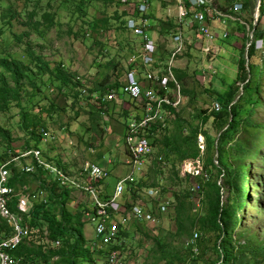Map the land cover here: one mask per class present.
<instances>
[{"label":"rangeland","instance_id":"obj_1","mask_svg":"<svg viewBox=\"0 0 264 264\" xmlns=\"http://www.w3.org/2000/svg\"><path fill=\"white\" fill-rule=\"evenodd\" d=\"M209 1L208 22L214 42L210 54H206L202 47L207 41L192 22L191 8H188L189 15L182 22L179 21V0H149V11L143 15L141 0H0L1 19H11L0 35V53L28 65L33 80H25L21 85V105L38 115L46 131L55 137V140L41 141L38 148L47 161L62 166L72 175H79L86 162L95 163L104 157L106 162L112 158L120 159L117 164L106 167L109 177L100 183L104 197L112 195L117 182L132 172L131 167L123 161L128 152L122 133L131 116L142 112L143 108L141 103L126 96L121 104L101 105L96 103L94 96L101 93L98 91L123 85L133 68L143 77L145 69L140 65H131L130 61L140 53L144 32L148 31L158 44L159 60L151 70H158L162 80L168 77L167 62L175 34L181 33L184 38L186 50L175 58L173 66V72L181 69L187 74L184 83L178 81L183 102L176 115L168 116L167 126L157 132L153 154L148 157L144 167L135 172V180L128 184L126 193L115 205L112 220L125 217L127 226L122 231L128 234L121 237L122 247L115 264H153V238L168 243L174 255L170 263L162 261L158 264H209L217 260L213 248L214 234H204L198 227L192 233H177L175 195L189 197L193 216L197 220L206 219L208 210L205 196L208 186L204 184L202 191L192 193V180L181 172L180 177H176L181 165L177 167L175 163L174 167L172 160L176 162L177 157L168 152L163 140L164 137L172 140V135H179L180 129L183 135H187L189 126L198 128L199 134H202L203 126L197 115L200 111L206 114L221 112L211 109L218 96L226 97L233 92L237 100L244 93L246 97L253 93V89H244L242 82L237 80V71L245 38L253 37L251 26L261 15V1L249 0L248 6L239 10L233 20L226 21L218 20L212 9L227 13L234 3L246 0ZM11 5L18 13L14 18H10ZM32 11L36 15L34 20L42 21L38 27L28 20L27 15ZM44 12L54 16L52 25L43 22ZM142 19L148 20L146 28L142 27ZM261 23L259 52L248 63L256 75L252 78V70L249 71L248 84L253 87L261 83L264 88V79L260 77L264 72V18ZM25 47L32 48L49 63L51 69H61L69 84L62 86L58 80H53V76L32 74L29 58L24 53ZM2 77L8 79L9 74L3 73L0 68V79ZM167 83L170 87L169 80ZM144 87L148 90L149 85L146 83ZM82 90L87 91V96H80ZM259 96L264 100L262 95ZM20 109L17 102L12 101L6 111L0 112V127L10 131V144L15 149L24 148L30 139L19 127ZM257 117L264 122V106L258 108ZM176 118L184 124L178 125ZM210 123L211 120L208 125ZM211 134L214 135V131L211 130ZM34 143L30 141L31 146ZM5 144L0 138V154L6 150ZM22 161L24 164L25 159ZM3 162L0 160V164ZM229 162L234 163L235 159L230 157ZM247 166L250 168L249 198L245 212H238L240 225L231 241L234 249L227 246L233 255L238 256L235 264L254 261L250 254H241L243 249L264 245V144L255 160L247 161ZM43 176L45 179L51 177L47 173ZM210 178V182L218 180L216 174ZM28 186L31 192L38 187L34 181H30ZM223 192L225 202L227 186ZM71 197L75 203L71 201L68 207L74 212L82 197L77 192L72 193ZM136 206L142 208L144 218L130 215L132 207ZM49 210L52 217L58 215L56 207L50 206ZM194 232L199 234L195 241L192 239ZM84 237L86 248L93 252L91 260H80L79 263L109 264L107 251L100 247L89 224L84 226ZM257 259L254 264H264V256L260 255Z\"/></svg>","mask_w":264,"mask_h":264},{"label":"trees","instance_id":"obj_2","mask_svg":"<svg viewBox=\"0 0 264 264\" xmlns=\"http://www.w3.org/2000/svg\"><path fill=\"white\" fill-rule=\"evenodd\" d=\"M260 1L259 10L261 15L258 21L251 26L253 37L247 36L245 38L246 42L242 47L237 71V80L242 82L244 89H253V93L247 97L244 93L237 100L233 92H230L226 97L218 96L216 100L221 105V112L206 114L207 112L200 111L197 115V118L201 121V126H203V130L200 133L204 135L207 143L206 157L203 159L204 169L210 173V176L216 174L218 177V180L210 182V178V181L206 183L208 186L205 196L208 217L197 220L192 214V204L189 197H186V195H175L177 233H192V230L198 227L204 234L215 235L213 248L217 254V260L209 264H235L238 259V256L233 255L227 246L230 245L231 249H234L231 246V241L232 235L240 225L238 212H245L249 198L250 168L247 166V161L255 160L260 147L264 144V122L257 119L258 108L264 106V100L259 96L262 95L264 97V88L261 83H256L253 87L248 84L250 80L248 78L249 71L252 70L248 63L259 52L258 43L262 34L260 27L264 18V0ZM248 2L249 0L240 3L242 8H246ZM9 8L11 10L10 18L18 15L13 5ZM1 15L2 13H0V35L11 21V19H8V21L2 20ZM27 16L30 23L32 22L35 27H38L42 22L38 19L34 20L36 16L34 11ZM42 16L44 18L43 22H46L49 26L53 24V15L44 12ZM24 53L29 58L32 74L35 76L37 74L40 76H53L55 77L53 80H58L62 83V86L69 84L66 74L61 69H51L49 63L36 54L32 48L25 47ZM0 68L3 69V73L9 74L8 79L6 77L0 79V112L6 111L10 107L11 102L16 101L21 108L19 127L30 138L24 148L15 149L10 144V131L0 127V138L6 143V150H4L3 154H0V160L6 162L13 157L20 156L26 150L38 148L42 141L39 129L45 126L38 115L33 114L31 110H27L21 105V85L25 80H33L32 75L29 74L28 65L0 53ZM262 69L263 67H261ZM174 73L178 81L184 83L187 75L186 71L175 69ZM251 74L252 78H254L256 71L252 70ZM260 77L264 79V72L260 74ZM107 90L98 92L105 93ZM92 114L94 113L92 112ZM176 114V112L173 113V115ZM175 120L180 126L184 124L181 119L176 118ZM210 120L211 123L208 125ZM211 130L214 131V135L211 134ZM157 132L159 130L156 127L151 131L150 138L153 144ZM178 133L179 135H172V140L170 137H164L163 140L168 152L177 157L176 162L172 160L174 167L175 163H177L178 167L186 159L203 158L204 154H201L197 142L198 128L189 126L187 135H183L184 133L181 129ZM31 140L35 142L32 146L30 145ZM230 157L235 159L234 163L229 162ZM9 168L12 174L10 179L12 187L19 189L25 184L28 185L30 181H34L38 185L37 192L45 189L49 198L48 204L43 202L35 204L30 217L26 216L25 224L28 228V236L18 248L11 251V254L21 259L20 264H80V260H91L90 256L93 251L86 248V239L84 237L86 222L83 220L81 210L72 212L68 207V204L72 201L71 191H61L58 183L51 177L45 179L39 169L35 173H26L16 167L15 163H12ZM179 173L178 169L176 171L177 178L180 177ZM186 178L191 179L193 183L198 180L191 176H186ZM219 180H222V183H219ZM226 186L228 187V195L224 202L223 191ZM10 206L15 211V200L12 201ZM50 206L58 209L57 216H51ZM11 233V227L0 217V239L9 236ZM127 235L126 232L121 231L118 241L109 246L106 251H119L122 247L120 245L121 237H126ZM57 240L61 242L59 246L55 245ZM153 244L154 247L151 251L152 256H154L153 264H158L162 261L170 263L174 257L169 249L170 245L158 238H153ZM237 249L239 250V247ZM241 254H250L254 261H250L247 264H254L253 262L258 260L257 258L260 255L264 256V245L243 249Z\"/></svg>","mask_w":264,"mask_h":264},{"label":"built area","instance_id":"obj_3","mask_svg":"<svg viewBox=\"0 0 264 264\" xmlns=\"http://www.w3.org/2000/svg\"><path fill=\"white\" fill-rule=\"evenodd\" d=\"M141 1L143 15L148 13L150 7L149 0ZM124 2H127V0H124ZM210 4L211 1L209 0H179L178 11L180 22L189 15L188 8L193 11L191 13L192 22L195 24L197 31L207 41L202 47L206 54H210L211 44L213 45L214 42V36L208 22ZM241 9L242 5L236 2L228 9L227 13L218 9H212V13L218 20L226 21L229 19L233 20L234 15H237ZM141 24L143 28H146L148 20L142 19ZM173 40L174 46L167 62V80H169L171 88L166 79H161L158 70H151L158 63L159 51L156 40L146 31L143 33L139 55L135 58L133 57L130 61L131 65L133 64L135 67L140 65L141 68L145 69L143 77H140L139 71L133 68L130 70L128 79L123 85L112 87L105 93H97L94 96L96 103L100 104H121L122 97L127 96L129 99L141 103L143 108L140 114L131 116L124 135V142L128 152L127 165L131 167L132 172L117 182L112 195L109 197L102 195L100 182L109 177V171L97 163L86 162L79 175H72L57 164L47 161L39 148H31L24 151L20 156L13 157L0 164V217L7 222L12 232L9 236L0 239V264L21 263V259L11 254V251L18 248L28 236V228L25 224L26 216L30 217L35 204L39 202L49 203L48 192L45 189L31 192L27 184L19 189L10 185L12 174L9 167L12 163H15L16 167L26 173H35L39 169L43 174H49L58 183L61 191L70 190L71 194L74 192L79 193L82 197V202L76 205L77 209L75 208V211L81 210L83 220L93 227L95 238L102 249L107 250L109 246L118 241L122 228L127 226V219L120 217L116 221L112 220L115 205L126 193L128 184L135 180V172L144 167L148 157L154 152V144L150 138L151 131L154 127L158 130L164 129L167 126L168 116L177 112L183 102L180 84L174 76L173 66L175 58L185 52L186 45L181 33L175 34ZM144 83L149 85L148 90L145 89ZM81 92V97L87 96L86 90ZM211 109L214 112H219L221 105L218 101L214 102ZM39 131L42 135V142L55 140V137L50 135L45 127H41ZM197 142L203 155L206 147L204 135L199 134ZM22 159H25L24 164H22ZM180 172L184 176L198 179L192 184V193L202 191L203 185L210 181V175L204 169L203 158L184 160L181 163ZM14 200L15 211L10 206ZM164 208L163 206L162 209ZM130 215L135 218H144L140 206L132 207ZM198 236V232H194L193 241L197 240ZM60 243L57 240L55 245L59 246ZM194 251L197 252L196 249ZM106 256L109 264H115L119 259V251L109 250Z\"/></svg>","mask_w":264,"mask_h":264},{"label":"crops","instance_id":"obj_4","mask_svg":"<svg viewBox=\"0 0 264 264\" xmlns=\"http://www.w3.org/2000/svg\"><path fill=\"white\" fill-rule=\"evenodd\" d=\"M158 59H159V55H158ZM145 85H146V83H144ZM124 97V96H123ZM123 97H122V99H123ZM127 97V96H126ZM111 104H117V103H111ZM141 113V112H140ZM140 113H137V114H140ZM125 130L126 129H124L123 130V133H122V135H123V137H124V135H125ZM119 153V155L120 154H122L121 152H118ZM122 156H123V154H122ZM127 159H128V154H127V158L125 159L124 158V160L123 161H125L126 162V164H127ZM118 161H120V159L119 160H113V158L112 159H109V160H107V162L105 161V157L103 158V159H100V160H98V162L97 161H95V163L97 162V164H99V165H101L102 167H108V165H110V164H112V163H114V164H117L118 163ZM119 163H121V162H119ZM58 165V164H57ZM59 166V165H58ZM60 168H62V169H64L62 166H59ZM87 224V223H86ZM85 224V225H86ZM93 228V227H92ZM94 230V229H93Z\"/></svg>","mask_w":264,"mask_h":264}]
</instances>
